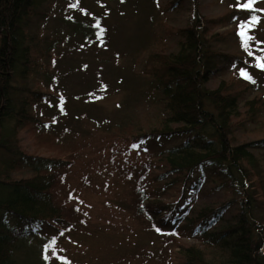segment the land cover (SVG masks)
<instances>
[{"label": "trees", "instance_id": "1", "mask_svg": "<svg viewBox=\"0 0 264 264\" xmlns=\"http://www.w3.org/2000/svg\"><path fill=\"white\" fill-rule=\"evenodd\" d=\"M87 1L91 6L93 1L99 8L117 9L108 8L102 0ZM55 2L68 0H0V156L15 157L11 169L16 165L33 172L19 180L0 175V264H47L40 257L45 254L44 245L36 256L25 241L24 230L45 226L59 237L89 220L79 203L66 202L72 200L71 191L64 194L65 201L57 199L56 169L69 162L41 159L42 163L19 152L17 141L4 129L13 121L16 138L19 131L33 125L37 143L51 145L56 138L47 127L55 117L40 120L34 109L50 97L43 89L52 88L49 81L56 79L49 74L54 70L51 56H57L52 64L57 70L64 51L72 54L84 46L81 51H92L107 41V26L100 17L91 23L82 19L84 12L82 17L74 13L61 17L52 13ZM116 2L119 5L120 0ZM148 2L154 5V0ZM180 3L171 1L158 15L145 11V18L164 30L160 34L151 29L153 23L149 25L134 46L130 69L121 70L117 62L112 63L114 58L104 62L108 75L121 74L120 79L129 84V95L140 88L139 93L152 100L158 111L146 129L132 120L104 129L96 147H90L96 155L86 162V176L80 184L101 194L107 184H98L97 178L110 176L125 191L117 206L126 220L158 232V246L131 256L136 264H264V87L250 81L246 72L224 76L215 88L209 87L216 73L245 65L243 57L210 49L213 40L227 35H212L210 29L219 21L231 23L242 15L258 19L259 11L232 10L216 19L194 12L187 26L168 25L165 10ZM33 20L35 26H31ZM52 23L56 27L50 30ZM230 34L237 35L235 30ZM37 76L44 78L43 87ZM28 79L33 80L30 86ZM16 92L24 95L17 103ZM30 106L32 114L27 110ZM180 136H185L181 145L159 152L144 147L148 141ZM78 144H71L72 152L90 145ZM130 153L144 158L132 162ZM16 252L21 257L15 258Z\"/></svg>", "mask_w": 264, "mask_h": 264}, {"label": "rangeland", "instance_id": "2", "mask_svg": "<svg viewBox=\"0 0 264 264\" xmlns=\"http://www.w3.org/2000/svg\"><path fill=\"white\" fill-rule=\"evenodd\" d=\"M102 1L108 3V8L117 9L110 11L104 7L99 8L100 4L98 2L93 4V1L91 6L87 0H80L76 4L71 0L64 4L59 2L54 4L52 13L61 17L65 15L70 17L73 13L80 14L82 17L81 13L84 12L86 16L82 19L89 23L94 20V17H100L103 25L107 26L108 33L105 44L98 43L95 48L87 45L88 48H92V51H81L85 46L79 47L80 51L72 54L64 51L65 54L57 70L56 66L54 68L52 66L57 56L53 55L49 60L52 63L51 68L54 69L49 74L51 78L53 76L56 78L49 81L53 89L51 87L43 89L50 97L47 96L48 98L36 105L34 109L40 120H44L45 117L48 119H51V116L55 117V120L52 118L51 126L47 128L54 132L56 139L50 143L51 145H40L33 138V125L19 131L16 138L13 134L15 123L11 121L4 126L7 136L10 135L13 141H17L16 147L19 152L40 158L41 162L44 161L41 159L69 162L65 168L56 169L60 180L57 199L65 201L64 194L71 191L72 200L69 199L66 202L70 205L79 203V209L89 217L85 225L59 237L55 236L53 228L48 231L45 226L40 228L36 225L37 229L28 227L24 230L25 241L30 244L29 249L36 252V256L40 254L41 247L44 245L42 247V250H45L44 258L40 257L47 264H136L131 256L141 254L144 250L156 247L160 243L158 232L143 230L135 223L131 224L127 221L128 219L117 206L119 200L125 198V191L113 178L110 176L97 178L98 184H107L106 191H102L101 194L92 193L81 187L80 183L86 176V162L96 155L93 153L94 149L90 147H96L94 146L98 143L96 140L106 133L104 129L123 124L128 120L139 121L146 129L157 116V107L152 100L139 93L140 88L134 90V95H129V84L120 79L121 74L108 75V70L104 69L103 65L105 61L114 58L115 62L112 61V63L116 65L117 62L119 67L122 66L121 70L130 69L132 63L129 61L134 56L131 55L135 50L134 46L142 40L147 28H150L149 25L153 23L151 29H155L160 34L164 30L161 25L151 23L147 17L145 18V11L149 9L148 15L151 11L158 15L157 11L162 10L173 0H154V5H150L149 0H120V7L116 0ZM180 2V7L174 5L165 10L163 18H166L168 25L185 27L194 12L200 17L216 19L232 10L248 9L244 7L248 0H180ZM251 8L259 11L255 23L252 17L242 15L237 21H230L231 23H227L226 20L219 21L215 27L210 29L212 35L227 33L213 40L210 49L220 55L243 57L245 65L235 66L223 74L216 73L211 78L209 87L215 88L224 76L227 78L232 74H241V72H246L250 81L253 80L255 84H260V88L264 87V69L257 66L258 61L264 63V43H262L264 42V11H262L264 0H254ZM241 25L245 26L246 36L251 38L246 46L242 44L243 38L239 35ZM31 26H35V20L31 22ZM55 27V23H52L49 29L53 30ZM234 30L236 36L230 34ZM63 49L61 48V51ZM138 57L142 59V54L139 53ZM46 64L48 65V59H46ZM45 70L50 69L46 67ZM42 79L44 78L41 76L36 77L38 84L40 83L43 87ZM32 81L28 79L29 86ZM19 85H21L20 82ZM14 96V102L17 103L24 95L16 92ZM32 108V106L27 108L31 114L34 110ZM77 115L78 120H76ZM73 135H76V138ZM86 137H89L88 140L83 142V138ZM184 140L185 136L165 140L157 139L148 141L144 147L154 153L181 145ZM72 141L76 143L79 141L81 145L78 144V147L90 145L72 152L74 150L70 148L71 144L74 145ZM134 154H129V160L132 162H139L144 158L143 155L136 157ZM13 159L15 160V157L0 156V175L19 180L33 174L27 167L17 169L15 165V168L11 169ZM19 159L24 161L21 157ZM93 166L96 167L97 164ZM98 166L101 165L98 164ZM200 173V171L196 172L195 180L198 179ZM12 224L17 226V223L13 221ZM20 254L16 252L15 258L21 257ZM22 259L19 258L18 261Z\"/></svg>", "mask_w": 264, "mask_h": 264}, {"label": "snow or ice", "instance_id": "3", "mask_svg": "<svg viewBox=\"0 0 264 264\" xmlns=\"http://www.w3.org/2000/svg\"><path fill=\"white\" fill-rule=\"evenodd\" d=\"M253 2H254V0H248V3L244 4V7H245V8H251ZM262 11H264V10H262ZM255 22H256V18L253 17V23H255ZM96 26L99 27V24L97 23ZM240 28H241V31H240L239 35H241V37L243 38V39H242V44H244V45L246 46V45H247V41H248L249 39H251V38L248 37V36H246V33H245V31H244V28H245L244 25H241ZM101 33H102V30H101ZM262 43H264V42H262ZM249 54H251V53H249ZM257 66L260 67V68H262V69H264V63H261V62L258 61ZM242 75H245V74L242 73Z\"/></svg>", "mask_w": 264, "mask_h": 264}]
</instances>
